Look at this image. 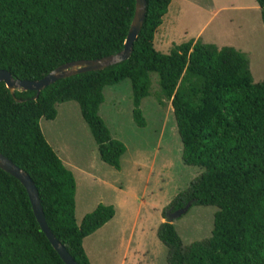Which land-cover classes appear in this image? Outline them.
Masks as SVG:
<instances>
[{
	"label": "trees",
	"instance_id": "trees-1",
	"mask_svg": "<svg viewBox=\"0 0 264 264\" xmlns=\"http://www.w3.org/2000/svg\"><path fill=\"white\" fill-rule=\"evenodd\" d=\"M146 14L128 59L102 70L73 74L11 95L0 82V153L29 174L45 221L77 264H91L83 239L115 214L98 203L75 218L76 181L40 128L56 105L75 101L100 159L119 170L126 151L98 110L103 88L130 80L132 118L146 121L143 98L170 101L185 165L201 168L169 210L214 205L210 236L182 245L173 223L156 231L168 264H264V80L253 82L246 54L189 39L168 53L154 38L171 0H146ZM264 24V0H255ZM135 0H0V69L37 80L73 61L117 53L134 15ZM0 264H66L42 231L24 185L0 168Z\"/></svg>",
	"mask_w": 264,
	"mask_h": 264
},
{
	"label": "rangeland",
	"instance_id": "rangeland-1",
	"mask_svg": "<svg viewBox=\"0 0 264 264\" xmlns=\"http://www.w3.org/2000/svg\"><path fill=\"white\" fill-rule=\"evenodd\" d=\"M189 39L244 52L252 81L264 80V24L255 0H171L154 46L168 53ZM156 79L153 75L152 94L141 101L144 127L133 122L129 79L103 88L98 113L112 137L126 147L119 170L100 159L77 102L58 103L54 119L39 120L45 139L74 174L77 223L98 203L114 206L112 219L83 239L91 264H168L157 227L173 197L201 171L181 159L171 103L165 99L159 103L153 95ZM216 209L190 205L173 220L182 245L210 236Z\"/></svg>",
	"mask_w": 264,
	"mask_h": 264
},
{
	"label": "water",
	"instance_id": "water-1",
	"mask_svg": "<svg viewBox=\"0 0 264 264\" xmlns=\"http://www.w3.org/2000/svg\"><path fill=\"white\" fill-rule=\"evenodd\" d=\"M146 3V0H135L134 15L124 41L123 49L118 51L117 53L96 59L78 60L62 64L52 69L45 76L37 80L17 79L14 78L9 71L0 69V82H4L5 86L8 88L12 96H14L15 90H35L36 94L34 98H36L39 92L44 87L53 83L57 79L64 78L77 73L102 70L108 66L114 65L116 63L128 59L132 52L133 43L137 38V35L141 29L145 18ZM0 168L13 175L24 185L28 193L34 215L42 231L45 233L46 237L48 238L54 249L59 253L62 260L66 264H77V262L69 254L65 246L55 238V236L49 229L41 207L38 190L29 174L19 168L13 161H11L2 153H0ZM190 205L191 203L188 202L182 208L176 209L174 211L170 209L167 210L164 216V222L172 223L173 220L183 215L189 209Z\"/></svg>",
	"mask_w": 264,
	"mask_h": 264
}]
</instances>
